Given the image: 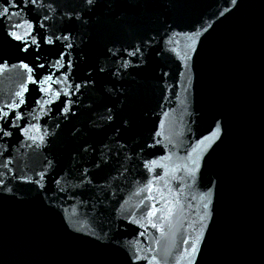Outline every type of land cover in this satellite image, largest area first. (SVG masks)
I'll return each instance as SVG.
<instances>
[{
  "label": "water",
  "instance_id": "water-1",
  "mask_svg": "<svg viewBox=\"0 0 264 264\" xmlns=\"http://www.w3.org/2000/svg\"><path fill=\"white\" fill-rule=\"evenodd\" d=\"M17 2L0 264H264V0Z\"/></svg>",
  "mask_w": 264,
  "mask_h": 264
},
{
  "label": "snow or ice",
  "instance_id": "snow-or-ice-1",
  "mask_svg": "<svg viewBox=\"0 0 264 264\" xmlns=\"http://www.w3.org/2000/svg\"><path fill=\"white\" fill-rule=\"evenodd\" d=\"M235 2V0H234ZM3 3L6 4V5H11L12 8H17L19 7V3L17 2V0H3ZM23 3L25 4V6H27L29 3L32 4L33 6H35L37 4V0H23ZM40 3H43V0H40ZM88 3H92V0H88ZM9 12H10V8L8 6H4L2 8H0V20H6L9 16ZM42 26V25H41ZM19 27V25H16V24H9L7 26V34L14 40H17V41H22L23 44H22V51H28L29 48L32 46V45H37L38 44V41L37 39L33 38L32 40V45H29L26 40H25V37L26 36H30L31 35V32H27L25 33L23 36L21 35H17V32L15 29H17ZM56 39H59V37H57ZM65 39H67V37H65ZM43 42L45 44H54L56 41L49 37V36H44L43 38ZM67 47L71 48V45H68ZM60 56H64L65 53L64 52H61L59 54ZM37 60H39V55L37 54V57H36ZM59 61H57L58 63ZM0 63H4L6 64L7 61H4L2 59H0ZM20 64L21 66L28 70L29 71V77H28V80L26 81V83H30V84H37V83H43L45 81H51L52 80V76L51 75H48L47 77H41L39 80L37 79L36 76L32 75V72H33V69L30 67V65L26 62H24L23 60L20 61ZM72 66V61H68V65L67 67L71 68ZM36 67L39 68L41 71H43V69L45 68V64L44 63H37L36 64ZM61 68H64L65 65L61 64L60 65ZM77 88H79L80 86H76ZM50 89H46L44 87H41L39 89V91L43 94V93H46L47 91H49ZM28 89L27 87H25L23 89L22 92H19L17 93V96L18 97H21L20 100H19V103H13L12 105H5V107H8V108H11L13 110L17 109V108H20L21 105H24L27 103V100L25 98V93H27ZM65 96L68 95V93H64ZM61 96V93L60 92H57L56 93V98L59 99ZM41 101L38 99L36 100V103L39 104ZM49 104L51 103H55V101H48ZM63 112H67L69 111V106L68 104L66 103L64 108L62 109ZM10 113L9 112H5L3 110V108H0V129H2V122L5 120V118L7 116H9ZM22 118V114L20 113H17L14 120H13V123H12V127H18V125L15 124V119H21ZM21 131H26L25 129H21ZM4 135L5 136H11L12 133L11 132H4ZM34 139V138H33ZM42 139V138H41ZM150 191V189H149ZM152 215H155V213L153 212ZM193 251H195V245H193ZM139 259V257H137Z\"/></svg>",
  "mask_w": 264,
  "mask_h": 264
}]
</instances>
